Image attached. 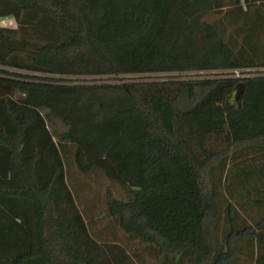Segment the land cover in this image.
<instances>
[{
  "label": "trees",
  "instance_id": "trees-1",
  "mask_svg": "<svg viewBox=\"0 0 264 264\" xmlns=\"http://www.w3.org/2000/svg\"><path fill=\"white\" fill-rule=\"evenodd\" d=\"M4 17L0 264H141L92 234L67 160L125 189L105 215L160 264H264V0H0Z\"/></svg>",
  "mask_w": 264,
  "mask_h": 264
},
{
  "label": "rangeland",
  "instance_id": "rangeland-1",
  "mask_svg": "<svg viewBox=\"0 0 264 264\" xmlns=\"http://www.w3.org/2000/svg\"><path fill=\"white\" fill-rule=\"evenodd\" d=\"M220 14L209 15V19L219 18ZM1 25L16 28L17 23L14 17L1 18ZM67 169L73 178L74 183H78L80 196L85 198L90 205L96 206L95 212L92 215L93 221L87 220L89 223L92 234L99 239H114L123 243L128 251L132 253L141 264H160L155 251L148 248L146 245L141 244L138 240L129 238L124 231H122L117 225L116 221L105 215L102 203L105 198V191L111 189L115 196L125 197L126 191L118 183L108 180L103 174H92L89 177L85 174H79L76 172L74 163L72 160H67ZM235 200V199H233ZM87 207V206H86ZM84 206V208H86ZM245 259L244 257H242ZM247 261V260H246ZM243 263V261H242ZM246 264L247 262L244 261Z\"/></svg>",
  "mask_w": 264,
  "mask_h": 264
},
{
  "label": "water",
  "instance_id": "water-1",
  "mask_svg": "<svg viewBox=\"0 0 264 264\" xmlns=\"http://www.w3.org/2000/svg\"><path fill=\"white\" fill-rule=\"evenodd\" d=\"M241 93H242V85L239 84L234 87L231 94L227 97L226 104L229 107H235V108L239 107V98L241 96ZM24 97L25 96H23L22 94H18V98H24Z\"/></svg>",
  "mask_w": 264,
  "mask_h": 264
}]
</instances>
